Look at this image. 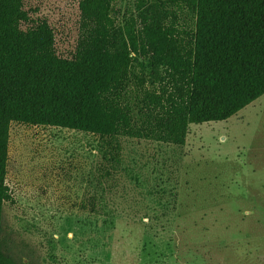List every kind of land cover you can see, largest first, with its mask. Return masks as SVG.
<instances>
[{
  "label": "rangeland",
  "instance_id": "rangeland-1",
  "mask_svg": "<svg viewBox=\"0 0 264 264\" xmlns=\"http://www.w3.org/2000/svg\"><path fill=\"white\" fill-rule=\"evenodd\" d=\"M79 2L24 0L22 29L46 21L71 59ZM134 3L116 8L128 16ZM118 143L112 168L95 136L11 124L2 252L17 264H264V96L191 125L183 147Z\"/></svg>",
  "mask_w": 264,
  "mask_h": 264
},
{
  "label": "trees",
  "instance_id": "trees-1",
  "mask_svg": "<svg viewBox=\"0 0 264 264\" xmlns=\"http://www.w3.org/2000/svg\"><path fill=\"white\" fill-rule=\"evenodd\" d=\"M79 11L66 59L46 21L22 29L24 0H0V264H17L1 250L11 124L95 136L115 168L119 138L183 147L191 125L264 96V0H135L128 16L116 0H80Z\"/></svg>",
  "mask_w": 264,
  "mask_h": 264
}]
</instances>
